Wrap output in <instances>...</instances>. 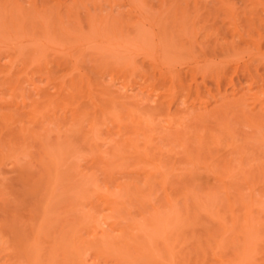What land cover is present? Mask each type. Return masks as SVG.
<instances>
[{
  "label": "rangeland",
  "instance_id": "rangeland-1",
  "mask_svg": "<svg viewBox=\"0 0 264 264\" xmlns=\"http://www.w3.org/2000/svg\"><path fill=\"white\" fill-rule=\"evenodd\" d=\"M98 1L0 0V224L38 264H264V128L215 109L264 0Z\"/></svg>",
  "mask_w": 264,
  "mask_h": 264
},
{
  "label": "bare ground",
  "instance_id": "bare-ground-1",
  "mask_svg": "<svg viewBox=\"0 0 264 264\" xmlns=\"http://www.w3.org/2000/svg\"><path fill=\"white\" fill-rule=\"evenodd\" d=\"M84 1H86V0H84ZM90 1H92L93 2V0H90ZM89 0H87V2H90ZM98 1V0H97ZM112 1V0H111ZM114 1V0H113ZM125 1V0H124ZM131 6H133L132 8H134L135 6H136V4H135V2H136V0H126ZM155 1L156 0H152L151 1V3H155ZM159 1H161V4L160 5H162V6H166L167 4H168V6H169V8H170V6H178L180 9H183V8H187V7H193V8H191V12L192 13H194L193 15H191V12H189L188 10H190L189 8H188V10H186L185 11V9H183L185 12H186V14H190V15H188V17H190L191 19H189V20H192V18H196V19H198V18H203V19H205L206 21H209V4H207V3H209L208 2V0H207V2L206 3H203V2H205L204 0H202V1H200V0H157L156 2H159ZM191 1V2H190ZM250 1V0H249ZM253 1H255V0H253ZM99 2V1H98ZM127 2H125L126 4H127ZM148 2H150V1H148ZM183 2V7H181L182 5H178V4H181V3ZM184 2L185 3H187V5L186 4H184ZM91 3V2H90ZM97 3V2H96ZM95 3V4H96ZM94 4V3H93ZM125 4V5H126ZM128 4V5H129ZM135 4V5H134ZM192 4V5H191ZM97 5V4H96ZM95 5V6H96ZM159 5V4H158ZM186 5V6H185ZM113 6V5H112ZM161 6V7H162ZM122 7V6H121ZM137 7V6H136ZM117 8V7H116ZM167 8V7H166ZM244 8H246V6H244ZM173 9H176V8H173ZM180 9H178V10H180ZM192 9H194L193 11H192ZM88 10V9H87ZM117 10V9H116ZM177 10V9H176ZM177 10V12H179ZM123 11V10H122ZM246 11V10H245ZM244 10H243V12H245ZM181 12V11H180ZM179 12V13H180ZM187 12H189V13H187ZM247 12V11H246ZM125 13V12H124ZM93 14V13H92ZM117 14H120V12L119 13H117ZM180 14H182L183 15V11H182V13H180ZM185 14V13H184ZM110 15V14H109ZM114 15H116V14H114ZM122 15H124V14H122ZM120 16V15H119ZM184 16V15H183ZM128 17V16H127ZM185 17V16H184ZM129 18V17H128ZM132 18V17H131ZM130 18V19H131ZM134 18V17H133ZM132 18V19H133ZM186 19H187V16H186ZM128 20V19H127ZM129 21V20H128ZM190 22H192V21H190ZM196 22V21H195ZM131 23V22H130ZM129 23V24H130ZM193 23V22H192ZM207 25V24H206ZM205 27H207V26H205ZM207 31V30H206ZM203 32V31H202ZM201 33V32H200ZM204 33V32H203ZM202 34V33H201ZM201 34H199V35H201ZM207 34V33H206ZM205 34V35H206ZM199 37V36H198ZM203 37H205V36H203ZM201 38L202 37H200V39L199 40H201ZM206 39H207V41H206ZM204 38V40L202 41V42H205V44H206V42H208L209 43V39L208 38ZM197 43H198V41H197ZM202 44V43H201ZM203 45V44H202ZM257 57H254V58H250L251 60H246V61H244L243 62V64H239V68H242V72H241V74H238V81L237 82H235L234 83V88H233V92L234 93H232L233 95H235V96H237V93H240L241 92V94H239L237 97H235V98H231V97H233V96H227V90L224 92L223 91V94L225 93V95H222V98L221 99H224V100H217L218 102H216V103H218L217 105H216V107H215V109L217 110V111H220V112H224V111H222V110H225V111H227V110H229V109H231V107H235V108H237V110L240 112V114H242L243 116H245V117H249V118H254V119H256V120H258L259 122H257L256 124H258L259 125V127H262V128H264V95H262V94H260V90L258 89V88H254V87H258V86H261V85H264V65L263 64H260L259 63V61H258V59H256ZM215 76H217V75H215ZM252 88H254L253 90H252ZM258 91H257V90ZM244 90V91H243ZM250 90H252V92H250ZM45 91V90H44ZM243 91V92H242ZM259 92V93H258ZM48 95H49V93H47ZM112 94H114V93H112ZM219 95V96H218ZM218 97H220L221 95H220V93H219V91H218ZM247 95H249V97L247 96ZM114 96V95H113ZM43 97H44V94H43ZM217 99H219V98H217ZM225 101V102H224ZM221 105V106H220ZM220 108V109H219ZM224 108V109H223ZM225 113V112H224ZM11 132V131H10ZM258 163V162H257ZM226 165V164H225ZM226 167H227V165H226ZM264 170V162H260V164L258 163V164H253V166H251V168L249 167V169L248 170H246V180H248L249 179V177H252L253 178V181L254 182H252V185L250 186L251 188H252V191H251V194L249 195V196H251V201L253 200V198H254V196H255V192L256 191H258L260 194H262V195H264V172H262L261 173V171H263ZM221 179V178H220ZM248 182V181H247ZM240 194H242V193H240ZM18 196V195H17ZM17 196H14V198L13 199H16V200H19V201H21V199H18V198H15V197H17ZM240 199V200H239ZM241 199H244L243 197L241 198V196H239L238 197V200H239V202H241L240 204H242L243 203V205H245V207H248L247 205L248 204H245V201L244 200H241ZM249 199V200H250ZM7 200H10L9 198H7ZM6 200V202L5 203H8V201ZM231 200V199H230ZM234 200H235V198H234ZM236 201H237V199H236ZM250 201V202H251ZM32 202V201H31ZM9 203H10V201H9ZM19 203V202H18ZM34 204H36V202L34 203ZM239 204V205H240ZM251 204V203H250ZM8 204H6V206H7ZM242 205V206H243ZM36 206V205H35ZM5 207V206H4ZM8 207V206H7ZM34 208V207H33ZM36 208V207H35ZM37 209V208H36ZM34 210V209H33ZM5 211V210H4ZM234 211V210H233ZM232 211V207H231V213H232V215H231V217H232V219H233V221H235V220H238V215H236L237 213L236 212H233ZM252 214V215H251ZM35 215H37L36 216V218L38 217V214L35 212ZM253 216V212L251 213V211H250V209L249 208H247L246 210H245V221H251L252 220V217ZM34 217V216H33ZM32 221H35V218H34V220H32ZM36 221H38L37 219H36ZM36 223L37 222H31V225L30 226H34L33 228L35 229H33V228H28V230H31L32 232H33V234H35L34 233V231L36 232V228H35V226H37L36 225ZM33 224V225H32ZM35 224V225H34ZM1 226H0V236L3 238V237H7L8 239H10V243L8 244V242H9V240H6V239H4L5 241H6V243H7V245L5 246V244H0L1 245V247H0V253L2 254V252L4 253L3 255H1L0 254V264H32L33 262L36 264L37 263V260L36 259H38L37 257H34V259H33V257H32V255H31V257H29V254L27 253V251H26V249H27V245H26V241H28V239H27V237L26 236H28L27 234H28V230H26L27 231V233H26V231L24 230V232L26 233V235L24 234V235H22V234H20L17 230V228H13L12 230H11V228H10V226H9V223H8V225L6 224H0ZM2 226H3V228L5 227V228H7L8 226V230L9 231H12V233L11 232H9L8 231V233H6L5 232V234H2V232H3V228H2ZM7 226V227H6ZM13 226V225H12ZM7 231V230H6ZM16 231H17V233H19L20 235H17L16 234ZM31 231L29 232V234L30 235H32V233H31ZM11 233V234H10ZM14 234V235H13ZM15 234H16V236H15ZM7 235V236H6ZM10 235H11V237H10ZM29 235V236H30ZM15 236V237H14ZM18 236V237H17ZM20 236V237H19ZM21 236L23 237H26V238H21ZM0 237V238H1ZM13 237V238H12ZM1 238V239H2ZM5 241H4V243H5ZM3 242V241H2ZM26 247V248H25ZM4 248V249H3ZM6 251V252H5ZM29 252V251H28ZM47 253V252H46ZM44 253H42V255H43ZM49 255H50V253H48ZM45 255L46 254H44V257H45ZM36 256V255H35ZM40 256V255H39ZM43 257V256H42ZM32 258V259H31ZM36 258V259H35ZM46 259L48 258V256L47 257H45ZM44 259V258H43ZM32 260H34L33 262H32ZM36 260V261H35ZM39 260V259H38ZM42 259H40L39 261L40 262H44V260H42ZM47 261V260H46ZM45 261V262H46ZM33 263V264H34ZM47 263V262H46ZM45 263V264H46ZM38 264V263H37ZM41 264V263H40ZM48 264V263H47Z\"/></svg>",
  "mask_w": 264,
  "mask_h": 264
}]
</instances>
